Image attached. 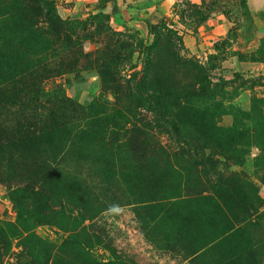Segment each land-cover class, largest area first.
<instances>
[{
	"label": "rangeland",
	"instance_id": "obj_1",
	"mask_svg": "<svg viewBox=\"0 0 264 264\" xmlns=\"http://www.w3.org/2000/svg\"><path fill=\"white\" fill-rule=\"evenodd\" d=\"M56 9L66 37L40 26L64 75L45 84L79 105L77 121L0 139V264H264V10ZM96 51L111 69L97 68L103 53L85 58ZM7 87L24 89L17 78Z\"/></svg>",
	"mask_w": 264,
	"mask_h": 264
},
{
	"label": "trees",
	"instance_id": "obj_2",
	"mask_svg": "<svg viewBox=\"0 0 264 264\" xmlns=\"http://www.w3.org/2000/svg\"><path fill=\"white\" fill-rule=\"evenodd\" d=\"M41 19L54 28L57 36L66 37L70 25L58 16L56 0H0V75L2 72L11 77L0 80V139L9 130L11 138L24 141L37 132L46 131L49 123L70 127L77 121L79 105L65 94L60 97V91H56L59 85L47 89L45 84L52 78L63 76L61 69L64 65L61 66L58 60L61 48H52L55 45L51 43L53 34L40 26ZM63 49L68 55L72 54L68 46ZM78 53L81 55L80 51ZM102 53H88L85 58ZM103 55L104 58L97 61V68L107 71L114 64L105 53ZM15 78L22 81L23 90L28 89L26 95L20 90L13 96L8 87L1 88L2 84ZM138 86L142 89V82ZM44 102L50 107H44ZM155 110L158 111L156 106ZM9 162L10 165L17 164L13 157Z\"/></svg>",
	"mask_w": 264,
	"mask_h": 264
},
{
	"label": "crops",
	"instance_id": "obj_3",
	"mask_svg": "<svg viewBox=\"0 0 264 264\" xmlns=\"http://www.w3.org/2000/svg\"><path fill=\"white\" fill-rule=\"evenodd\" d=\"M249 3L254 11L264 10V0H249Z\"/></svg>",
	"mask_w": 264,
	"mask_h": 264
}]
</instances>
